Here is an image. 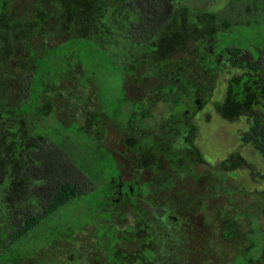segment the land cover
<instances>
[{"label":"rangeland","instance_id":"rangeland-1","mask_svg":"<svg viewBox=\"0 0 264 264\" xmlns=\"http://www.w3.org/2000/svg\"><path fill=\"white\" fill-rule=\"evenodd\" d=\"M125 1L0 0V223L10 221L17 209L33 208L36 200L29 190L31 183L26 173L36 166L40 145L45 146L41 144L42 138L36 137L55 133V121L49 120L44 128L37 124V131L31 128L33 116L10 113L20 104L18 81L22 72H26L22 68L28 60L30 67L34 65L33 58L40 51L42 53L44 40L55 45L67 38L85 35L94 37L92 41L101 45L95 46L99 48L95 58L89 50L78 56L81 62L93 64L88 69L84 66L76 81V84L86 86L81 93L55 99L58 108L53 112L57 111L58 118L66 123L71 113L82 115L79 120L83 121L85 114L80 108L88 101L96 105L89 92L94 93L96 86L101 84L100 92L106 93L103 98L113 97L112 106L119 102L114 96L121 97L120 87L126 88L132 100L146 98L161 78L173 72L182 60L184 62L187 52L197 41L211 32L231 25L232 34L244 33L243 45L254 43L257 36L264 35V0H174L172 18L155 38L149 42H139L134 37L125 39L131 19L121 12ZM4 20L8 23L3 26ZM41 26L47 28L45 35L40 33ZM109 53L117 63L131 64L137 58L141 65L133 73H126L129 71L103 62L107 79L97 73L100 78L95 81L96 63L106 60L103 55ZM221 64L212 75L196 73L197 79L207 87L209 93L206 96L193 79L175 81L180 84L174 83L176 91L171 83H167V90L175 91L176 103L168 105L156 100L149 120L151 128L142 130L145 132L141 136L138 133L142 127L140 115L138 121L135 120L139 128L133 129L131 135V129L125 127L132 120L124 113L112 120L119 130L113 127L111 119L105 127V134H108L105 142L102 139L103 146L117 157L124 191L127 188L134 190L132 184L146 188L151 183V190L156 192L150 195L154 203L149 197L140 199V203H148L158 216L155 220L159 223L157 264H250L251 260L253 264H259L264 250V232L260 230V226H264V158L253 143L243 139V132L252 125L251 109L264 114V72L259 71V76H254L253 69L245 64H234L229 59ZM60 67H63L62 63ZM122 73H125V79L121 80ZM90 80L95 83L92 88H88ZM73 82L62 79L57 83L68 92V88L75 90ZM55 86L54 93L57 91ZM184 112L192 116L186 120L188 127L181 124L179 118ZM66 127L64 132L77 143L72 149L74 159L82 160V156L90 152L84 153L88 150L86 144L92 149L96 140L91 133L81 132L76 121ZM107 158L106 155L108 166L113 164L110 156L109 160ZM200 159L210 165L200 164ZM115 170L107 167L100 174L97 189L76 197L34 229L35 244L41 249L25 264H92L97 253V262L106 260L104 248L96 247L94 238L95 234L103 233L104 228L91 224L84 229L80 223L90 221L89 215L93 211L101 213L102 218H110L112 212H116L115 223H120L121 212L129 210L122 208L120 203L110 202L105 211L97 205V199L103 204L110 198L103 196L110 192L109 179H121ZM218 171L222 173L221 181ZM155 174L162 180L154 179ZM198 176L203 178L201 183L197 182ZM162 181H169V184L164 182L166 186L160 188ZM187 197L191 201L184 204ZM171 211L177 215L176 223L173 213L172 219L164 216ZM230 219L237 225L232 239L224 236V224ZM134 220L129 216L126 221L134 224ZM68 223L66 231L75 230L78 234L65 240L57 238L65 233L64 227ZM139 244L132 240L127 246L131 250ZM46 249L51 255L48 258L43 255Z\"/></svg>","mask_w":264,"mask_h":264},{"label":"trees","instance_id":"trees-1","mask_svg":"<svg viewBox=\"0 0 264 264\" xmlns=\"http://www.w3.org/2000/svg\"><path fill=\"white\" fill-rule=\"evenodd\" d=\"M173 5L174 0H126L121 5V9L123 10L121 12L123 14L127 13L131 19L128 23V30L125 32L124 38L130 39L134 37V39H138L139 42L151 41L172 18ZM7 19H9V15ZM7 23L8 21L4 20L2 24L4 26ZM46 31V27H40V33L42 35H45ZM232 31L233 29L230 25L224 29L211 32L206 38L199 39L194 47L187 52L184 59L186 64H184L182 60L177 65L176 69L161 78V80L153 86L151 92L146 95V98L142 100H132L127 95L126 88L120 87L118 88V92L121 93V97L114 96L119 98V102L112 106L111 100H113V97H110L109 100L104 99L103 96L106 93L104 91L100 92L102 84L98 86V88L96 86L94 93L89 92L96 105H91L90 101H88L81 106L80 109L85 114L81 122L79 118L82 115L78 116L72 113L70 114L69 121L66 123L62 122L57 116V111L53 112V110L58 108L55 99L73 97L77 92L81 93L83 90L82 88L86 86H80L76 84V81L80 79L79 74H82L84 66L88 69L93 64H86L87 62L85 61L81 62L78 56L82 54V51L89 50L92 51V57L95 58V52L99 50V48H95V46L101 45L97 40L98 44L92 41V39H95L94 37L82 35L67 38L55 45H51L48 41L44 40L42 44V53L40 51V54H37L35 57L34 52L31 53L32 55L30 54L34 57V65L30 67L28 60V64H25V67L22 68L23 70L25 69L24 71L26 72L25 74L22 72L18 81V99L20 104L15 111H10V113L18 114L22 117L28 116L29 118L33 116L31 128L37 129V124L46 127L49 120L55 121L56 126L53 127L55 133L51 134L50 132L49 135L46 134L45 136L36 137V139L42 138L41 144L45 146L40 145L37 151V164L31 167L29 172L26 173L28 181L31 183L29 190L34 195L36 203L33 201V206H31L33 208L27 207L15 210L11 215L10 221L0 223V264H25L31 260L33 254H35L34 256L38 255L37 250L41 248H38L39 245L35 244L37 237L34 229L50 214H54L76 197L97 189V185L100 182V174L106 171L107 167L116 169L115 171L118 172V178L121 179L115 180L114 177L109 179L110 192H105L103 196L106 197L108 195L107 197L110 198L103 204L102 201L97 199V205L99 206L100 204L102 206L101 210L105 211L110 202L114 204L118 203V205L120 203L122 208L129 210L124 213L121 212L120 223H115L114 214L116 212H112L113 214H111L110 218H102L101 213L93 211L89 215L90 221L89 219L85 220V222L81 221L80 225L85 226L84 229L88 228L91 224L104 228L103 233L95 234L94 238L96 247L104 248L103 251L106 260L104 262H97L99 259V254L97 253L94 263L92 264L158 263L159 256L157 247L159 223L155 222L158 216L155 214L156 211L152 212L148 203L145 201L144 204L140 203V199L144 198L146 200L148 197L151 199L152 203H154V198H152V196L150 197V195L156 192L151 190V183L146 188H142L141 185L135 187L134 184H132L131 186L134 190L127 188L126 190L129 191V194H124L127 196L122 202L115 200L118 184L124 181L122 179V169L119 166L115 153L108 147L105 148L103 146L105 135L108 134H105V127H107L108 120L111 119L110 121L112 122L116 116L118 117L121 113H124L123 115H126L127 119L132 120L130 124L127 123L126 127L124 126L126 129H131L129 132V135H131L133 129L139 128V124L135 125V120L138 121V116L140 115L139 119L142 122V127L141 131L138 133L141 136L145 131L149 130L148 128H151L149 120L152 118V105H157L156 100H161L168 105L170 103H176L175 91L177 88H175V85L177 86L178 84L180 86V84L175 81L193 79L199 89L205 91L206 96V94L209 93L206 91L207 87L201 84V80L197 79L196 73L199 71L201 74L212 75V73L222 65V61H226L227 59L237 65H247L250 69L254 70V76H259V71L264 72V35L257 36L254 43H245V45H243L241 41L244 37V33L239 32L238 34H232ZM31 37L33 36H30V38ZM235 40H237L236 43L233 42ZM229 42H233V44H229ZM103 57H105L106 60L102 61V63H96L97 66L94 71L95 81L100 78L97 73L102 74L101 78L104 80L107 79L108 74L102 69V66L105 64L103 62H107L114 68L121 69V71H129L126 73H133V71L137 70L141 65L140 60L137 58H134L133 63L124 65L117 63L110 53L109 55L104 54ZM60 63L63 64V67H60ZM77 66L80 68L78 69ZM62 79L63 81L65 79L72 82L74 81L75 90L73 88H68L70 91L64 92L63 89L66 88L58 86L57 83ZM88 79H90V77ZM120 79H125V73L120 75ZM92 80L87 83L89 85L88 88L93 87L91 86L93 83ZM167 83H171L175 91L167 90ZM0 84H2L1 80ZM41 85L43 86L42 89L40 88ZM53 86L57 88L56 93L53 92ZM2 87L4 86H1V88ZM173 87L170 86L171 89ZM33 93H35V96L32 98ZM155 97L157 98L155 99ZM195 106L196 104L194 107ZM194 107H192V109H194ZM50 108H52V110H50ZM48 110L52 112L53 115L49 114ZM250 116H252V125L247 131L243 132V139L253 143L264 158V114L262 111L252 108ZM191 117L192 116L186 112L182 113L179 117L181 124L188 127L186 120ZM51 118L53 120H51ZM164 118L163 116V119ZM75 121L78 124V128L82 130L81 132L86 134L91 133L96 140L95 147L92 149L86 144L88 150L85 149L84 153L90 152L88 155L85 154L82 156V160L74 159L75 154L72 149L75 148L74 143L76 142L72 141L69 133L64 132V128H68L66 126L70 127ZM32 122L36 124L33 125ZM112 125L115 129L119 130V127L116 126V124L114 125L113 122ZM142 130L145 131L143 132ZM102 139L104 142H102ZM35 144H37V142ZM69 144H72L71 148L68 147ZM80 149L81 148H79V150ZM75 153L77 152L75 151ZM106 155L108 158L110 156L111 162L116 165L117 168L113 164H109L108 166L105 161ZM108 158L107 160H109ZM199 163L209 164L203 159H200ZM162 169L166 170L164 168ZM153 176L154 179L162 180L158 174ZM218 177L221 181L222 173L220 171H218ZM202 181L203 178L198 176L197 182L201 183ZM162 182L160 188L166 186V183L169 184V181ZM187 201H191L190 197L185 199L184 204L188 203ZM162 206H164V204H162ZM174 207H177V205H174ZM172 213L171 211L168 213V216H164L171 217ZM262 214L264 219V209H262ZM129 216L135 219L134 224H128V221H126ZM176 217L177 215L173 213L174 223L177 222ZM77 221H75V223ZM118 224H121V226ZM68 225L69 223L64 227L65 233L59 234L57 238H64L62 240L72 237L75 238L77 232L75 230L66 231V229H69ZM224 226V236L232 239L237 228L236 221L230 219L225 222ZM131 227H133V231L129 230ZM260 230L264 232V226H260ZM62 240H57V242ZM132 240H137L140 244L130 250L127 244ZM49 254L47 249L44 250L43 255H47L46 257L48 258L51 256ZM253 263L254 262L251 260L250 264ZM258 263L264 264V250ZM86 264L91 263L87 262Z\"/></svg>","mask_w":264,"mask_h":264},{"label":"flooded vegetation","instance_id":"flooded-vegetation-1","mask_svg":"<svg viewBox=\"0 0 264 264\" xmlns=\"http://www.w3.org/2000/svg\"><path fill=\"white\" fill-rule=\"evenodd\" d=\"M125 193L129 194V191H127V190L124 191L123 183H119L118 184V191L116 192L115 200L118 202L123 201V199L127 196V195H124Z\"/></svg>","mask_w":264,"mask_h":264},{"label":"crops","instance_id":"crops-1","mask_svg":"<svg viewBox=\"0 0 264 264\" xmlns=\"http://www.w3.org/2000/svg\"><path fill=\"white\" fill-rule=\"evenodd\" d=\"M95 85V83L93 82L92 84H91V86H94Z\"/></svg>","mask_w":264,"mask_h":264}]
</instances>
